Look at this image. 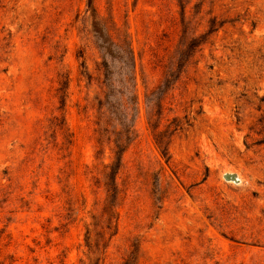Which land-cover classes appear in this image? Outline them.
I'll return each instance as SVG.
<instances>
[{"label": "rangeland", "instance_id": "374dc122", "mask_svg": "<svg viewBox=\"0 0 264 264\" xmlns=\"http://www.w3.org/2000/svg\"><path fill=\"white\" fill-rule=\"evenodd\" d=\"M0 264H264V0H0Z\"/></svg>", "mask_w": 264, "mask_h": 264}, {"label": "trees", "instance_id": "16d2710c", "mask_svg": "<svg viewBox=\"0 0 264 264\" xmlns=\"http://www.w3.org/2000/svg\"><path fill=\"white\" fill-rule=\"evenodd\" d=\"M103 66H106V64H103ZM119 161V160H118ZM117 167V166H116Z\"/></svg>", "mask_w": 264, "mask_h": 264}]
</instances>
